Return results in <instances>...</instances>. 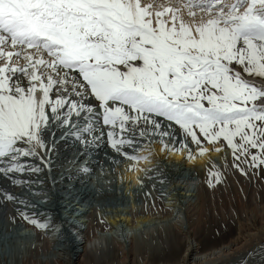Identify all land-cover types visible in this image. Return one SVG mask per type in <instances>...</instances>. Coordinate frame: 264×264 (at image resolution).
Instances as JSON below:
<instances>
[{
    "label": "snow or ice",
    "instance_id": "snow-or-ice-1",
    "mask_svg": "<svg viewBox=\"0 0 264 264\" xmlns=\"http://www.w3.org/2000/svg\"><path fill=\"white\" fill-rule=\"evenodd\" d=\"M60 142L159 183L170 155L207 156L210 188L229 168L264 183V0H0V207L12 223L61 228L11 190L46 202L40 176ZM232 264H264V242Z\"/></svg>",
    "mask_w": 264,
    "mask_h": 264
},
{
    "label": "bare ground",
    "instance_id": "bare-ground-1",
    "mask_svg": "<svg viewBox=\"0 0 264 264\" xmlns=\"http://www.w3.org/2000/svg\"><path fill=\"white\" fill-rule=\"evenodd\" d=\"M57 139L59 141V137H57ZM156 147L158 150L159 145H156ZM68 148L69 146L66 148L60 147L59 150L53 154L50 177L47 173H42L40 176V179L44 181V189L47 192L46 202H42L44 200L43 197H37L26 192V190H20L19 195H26L32 203L38 206L37 209H35L37 211L40 210L39 208L41 205L44 207L43 210L50 212L52 210L49 207V205H52L51 203L55 206L53 209H55L58 204H61L60 206L65 209L68 218L63 217L61 215L62 212L58 210L56 214H49L53 215L51 217L55 221L60 222L61 225L73 228L74 233L70 236L71 238H69L68 232L70 231H67L66 227H62L63 231L57 229H52L51 231L37 230L19 218L16 219L15 223H12L8 219L9 214H14L11 205L0 207V209L3 210V215H0V264H82L85 257L91 259L93 256L92 253L95 252L99 246H103V244H107L110 247L115 244L122 251L121 253H124L127 257L136 244L144 240L149 230V225L151 226V224H153L152 222L158 225V227L168 226L170 227L169 230L174 234H184L187 237V245L183 249L178 262L175 264H232L234 258L244 254L258 242H264V215H257L256 213L253 215L255 217V219L252 220L253 222L251 221L250 225L240 224L239 229L237 228L235 232L236 236L233 235L234 238L228 240L226 244L199 254L197 253L195 240L189 234L195 227L190 229L188 225L182 224V219L180 220L177 211L171 209L172 204L169 203L170 198L166 196L163 198V196H161V190L164 193L163 183H159L157 179L156 182L155 179H153L154 181L150 179L148 181L143 173H124L123 166H121L117 169L116 173L118 174L117 177L120 175L125 177L123 180L124 187L127 185L137 186V175H139L141 179H144L143 182L145 181L143 187L140 188L138 186L134 188L136 192L133 193L131 191L134 190H129V193L131 192L129 200H123V195H121L119 187H115V182H111V179L108 180L109 178L107 179L108 181L103 179L107 173L106 167L107 169L111 167V164L104 159L105 153L103 150H99V155H93L92 158L87 157L77 160L78 146L73 152L69 151ZM213 155H216V153H212L211 157ZM63 157L65 163L61 162ZM74 160L76 162L72 163ZM95 160L102 161L103 171L100 164L92 162ZM163 160L180 162L183 159L177 155H170L167 158L160 156L159 164H161ZM206 160H208L207 156L203 159L198 157L195 162H188L185 159L183 161L187 163L186 165H191L193 167L198 165L205 166ZM86 161L89 163L92 173H94L95 170L96 172L93 177H88L89 175L87 173V178H84L86 180L81 183L79 177L83 176V174L78 171V169H80ZM153 164H156L155 160L152 161V164L147 166L152 167ZM160 167L164 170L162 164ZM168 170L170 171L169 174L165 173L164 170L165 181L172 178L178 179L180 183H183L181 180H186V183H183L181 186L184 191L180 192L178 197L183 199L181 200L183 203L181 210H183L185 219L188 222L192 221L198 224L202 218V214L204 215L203 211L207 209L205 204L207 205V200L209 201L210 199L209 193L207 192L208 190L205 189L207 188L206 184L204 188L205 182H203L202 186L201 183L196 184V178L194 176L190 175L191 177H187L186 175L189 174L182 173L183 175H180L177 170ZM149 175H151V173H149ZM51 178L55 179L54 183L49 180ZM118 180L121 181L119 178ZM153 185H155V188H153ZM17 189L15 188L14 192H16ZM145 192H151V196L155 198V207L152 206L153 199L146 201ZM51 194L53 195L52 197H55L53 202H50ZM132 198H136L134 203H131L133 202L130 200ZM121 199L124 204L131 201L130 204L128 203V209L124 211L125 215L116 211H113L114 213L112 214H107L106 209L113 206L115 207ZM73 201H77L75 203L78 204L77 210H74L73 206H71V202ZM59 213L61 214L59 215ZM152 214L156 217L152 216ZM64 216H66V214ZM155 218L159 219L157 220ZM153 219L157 221H153ZM101 220H103L104 226H102ZM122 224L124 225L123 227H125L123 230L120 229L122 228ZM26 226H29V228ZM61 232L64 233L63 237L60 235ZM61 243H63V245H61Z\"/></svg>",
    "mask_w": 264,
    "mask_h": 264
},
{
    "label": "rangeland",
    "instance_id": "rangeland-1",
    "mask_svg": "<svg viewBox=\"0 0 264 264\" xmlns=\"http://www.w3.org/2000/svg\"><path fill=\"white\" fill-rule=\"evenodd\" d=\"M211 159L215 161L218 166H222V160H221L220 155H217V154L213 155ZM183 160H181L180 162L179 161L171 162L170 160H163L165 163L162 161L161 164L164 166L165 173L169 174L170 171L168 169H173V170L179 171L178 173H180V175L182 173L189 174L186 176L187 177H189L190 175L194 176L196 178L195 180L196 184L201 183V185L203 186V182L206 181L205 166L198 165V166L192 167L191 165L190 166L186 165L187 163H185ZM229 161H230V157H229ZM61 162L65 163L64 157L62 158ZM112 168H113V165H111V167H109L108 169L106 167V171L108 174L106 173L103 179L104 180L106 179V181L111 179L110 180L111 182L113 183L115 182V187H119V191H121L120 193L121 195H123L122 199L124 198L123 200H126V199L129 200L130 198L129 195H131V192L133 193L136 192L134 188H137L138 186L141 188V186L131 185L132 186L131 188V186L126 184L127 186L124 187L125 185L123 181L118 180V177H117L118 174L116 172L114 173L112 171ZM94 173H92L91 171V173H88L89 176L86 174L84 178H87V176L93 177ZM49 180L53 181L52 178ZM85 180L86 179H84V181ZM182 181L183 183H186V180L182 179L181 182ZM155 182H156V179H155ZM187 182L190 183L189 181ZM183 183H180L178 179L176 180L172 178L164 182L163 183V189H164L163 198L165 196L170 198L169 203L172 204L171 209L173 211H177V213L179 214L180 220L182 219V224L188 225L190 229H193V227H195L194 230H192V232H190L189 234L195 240L197 253L199 254L204 253L206 251L208 252L212 249H215L217 247H220L226 244L228 240H231L232 238H234V236H236L235 232L237 231V228L239 229L240 224H247V225L251 224V221L255 219L253 215H255L256 213L257 215L258 214L264 215L263 213L264 212V183L261 182V179L259 177L255 181H252L250 177L241 175L239 171L229 168L226 173V179L221 184L216 185L213 188H210L206 182L204 183V188L206 184L207 188L205 189L208 190L207 192L209 193V198H210V199L208 198L209 201L207 200L208 203L207 205L205 204V206L209 210L205 209V211H203L204 215L202 214V218L200 219L198 224L192 221L188 222L185 219L183 210H181V207L183 205L181 200L183 199L178 198L179 193L184 191V189L181 187ZM106 184L110 185L108 183ZM18 189L16 190V192H14L15 191L14 189H12V191L14 193H18L17 195H19L20 190L22 191L25 190L23 188H18ZM130 189L134 191H131ZM129 190L131 191L130 193H129ZM52 196L53 195L51 194L50 202H53L55 199V197H52ZM122 199L120 202L123 203ZM130 200H132L133 202L129 201L128 202L129 204L130 202L134 203L136 198H132ZM76 202L77 201L71 202V206H73L74 210H77V207H78V204H75ZM120 202L117 203L115 207L113 206V207H109V209H106L107 210L106 213L112 214L116 211L118 213H121L122 215H125L124 211L128 209L129 204L128 203L122 204ZM59 203H60V199H59ZM249 205H250V208H249ZM51 206L49 205V207L52 210L50 212L49 211L46 212V214H49V213L52 214L53 210L56 209V208L53 209L55 207V206L53 207V204ZM43 208L44 207H42L41 205L39 209L43 210ZM2 211L3 210L0 209V215L1 214L3 215ZM58 211L62 212V214L59 213V215L61 214L63 217L68 218V214L65 213V209L63 207L59 208ZM64 213L66 214V216H64L65 215ZM154 214H152V216L156 215ZM155 219L158 220L159 218H155ZM155 219H153V221H157ZM152 223L153 224L150 223L151 226L149 225V230L144 240H142L140 243H137L134 249L130 252V254L127 257L125 256L124 253H121L122 251L115 244L114 246L112 245L111 247L108 246L107 244H103V246L101 245L99 246V248L96 249L95 251L96 253L95 252L92 253L93 256L91 257V259H88L87 257H85L83 260L84 263L82 262V264H175L177 263L179 260V257L182 254L183 249L187 245L186 243L187 237L184 234H179V235H177L176 233L174 234L171 230H169L170 227L168 226L158 227V225H156L154 222ZM102 226H104L103 223H102ZM123 226L124 225L122 224L121 225L122 228L120 229L123 230L125 228ZM26 227L29 228V226H26ZM61 245H63V243H61Z\"/></svg>",
    "mask_w": 264,
    "mask_h": 264
}]
</instances>
